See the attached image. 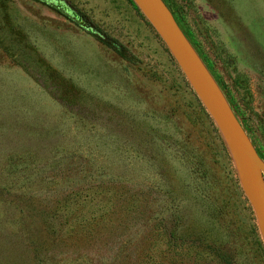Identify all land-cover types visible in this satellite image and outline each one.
<instances>
[{
  "label": "rangeland",
  "instance_id": "374dc122",
  "mask_svg": "<svg viewBox=\"0 0 264 264\" xmlns=\"http://www.w3.org/2000/svg\"><path fill=\"white\" fill-rule=\"evenodd\" d=\"M165 2L264 162V0ZM199 103L132 0H0V264H264Z\"/></svg>",
  "mask_w": 264,
  "mask_h": 264
},
{
  "label": "water",
  "instance_id": "95a60500",
  "mask_svg": "<svg viewBox=\"0 0 264 264\" xmlns=\"http://www.w3.org/2000/svg\"><path fill=\"white\" fill-rule=\"evenodd\" d=\"M165 43L189 86L214 121L233 159L264 243V162L219 85L163 0H132Z\"/></svg>",
  "mask_w": 264,
  "mask_h": 264
},
{
  "label": "trees",
  "instance_id": "16d2710c",
  "mask_svg": "<svg viewBox=\"0 0 264 264\" xmlns=\"http://www.w3.org/2000/svg\"><path fill=\"white\" fill-rule=\"evenodd\" d=\"M163 2L166 4V6L168 7V9L170 10V8H169V6H168V4H167V2H165V0H163ZM171 11V10H170ZM171 13H172V11H171ZM173 14V13H172ZM174 16V15H173ZM175 18V17H174ZM176 20V19H175ZM177 22V21H176ZM178 23V22H177ZM179 25V24H178ZM182 30V29H181ZM184 33V32H183ZM186 36V35H185ZM188 39V38H187ZM189 40V39H188ZM190 42V41H189ZM194 48V47H193ZM199 55V54H198ZM200 56V55H199ZM201 58V57H200ZM202 59V58H201ZM203 61V60H202ZM204 63V62H203ZM205 64V63H204ZM206 66V65H205ZM207 67V66H206ZM209 70V69H208ZM200 104V103H199ZM200 107L201 108H203L202 107V105L200 104ZM203 110V109H202ZM236 116V115H235ZM241 124V123H240ZM72 215V213L70 214V216ZM89 215H91L90 217H87L86 215H85V213L84 214H82L80 217H79V220H78V225H80V226H83V227H89V225H94L96 222H94V214H89Z\"/></svg>",
  "mask_w": 264,
  "mask_h": 264
}]
</instances>
